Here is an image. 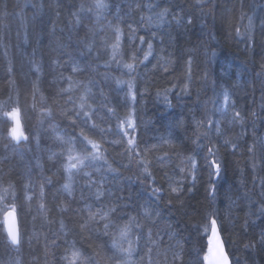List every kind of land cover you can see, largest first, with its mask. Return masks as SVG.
<instances>
[{"label":"trees","instance_id":"16d2710c","mask_svg":"<svg viewBox=\"0 0 264 264\" xmlns=\"http://www.w3.org/2000/svg\"><path fill=\"white\" fill-rule=\"evenodd\" d=\"M157 1L166 4L156 9V14L167 7L178 14L177 18L183 16L185 21L191 18L192 23H176L171 15L160 21L155 16L153 20L162 29L159 37L163 43L158 44L156 36L146 35L154 41L147 60H143V56L148 48H143L140 40L131 49L119 48L116 58L107 60L99 56L100 52L94 58L79 42L83 39L91 42V50L96 52L99 34L109 38L110 44L115 43L113 10L119 6L123 13L135 10L132 19L137 23L138 15H146L148 11L144 0H105L107 7L101 10L99 18L93 7L94 0H0V97L9 95L16 87L21 101L18 106L29 120V128L23 131L27 135L33 130L40 134L39 144L35 143L31 149L27 147L28 140L16 146L10 137L5 138L12 119L4 115L5 107L0 109V186L14 184L23 205L20 214L23 241L19 246L6 243L0 215V226H3L0 227V264H68L62 257L73 240L85 255L93 257L94 264H114L117 257L122 256L111 241L113 237L119 239V225L128 219V215L121 216V213L136 216L138 221L159 233L156 238L160 247L158 252L154 251L159 264L167 260L172 264V252L177 250V244L181 259L176 264L181 261L182 264H205L209 232L205 233L203 225L209 213H215L231 258L237 254L243 257L232 258L233 263L257 264L254 260L259 259L264 264V248L258 243L264 232V213L261 212L264 207V148H261L264 142V0H200V5L198 0ZM138 2L145 12H137ZM81 4L83 11H80ZM73 12L79 13L80 24L74 22ZM117 17L121 18L122 14ZM26 33L28 37L24 39ZM34 50L35 58L41 61L39 83L35 81L39 71L30 65ZM134 50L142 63L131 59ZM68 53L82 71L72 73ZM56 57L60 64L53 63ZM117 60L121 63L117 64ZM125 63H133V69L123 67ZM9 67L13 69L11 73ZM90 68L109 80L124 81L119 85L128 88L131 81V91L136 96L143 90L141 97H135L138 105L131 118L116 99V103L109 99L114 98L109 94L114 89L106 84L103 89L95 88L88 82H103L99 78H85ZM61 73L79 82L66 94L60 92L69 87L67 80L59 79ZM34 82L40 88L32 97ZM84 84L91 89L90 93L85 92ZM222 88L228 89L235 101V110L245 116L243 125L231 122V108L226 115L217 110L223 105ZM69 95L77 101L79 96L85 95L95 108L104 104L117 108L119 121L113 116L117 122L109 125L105 108L99 111L98 126H111V131L115 132L119 123V130L129 133L128 136L103 135L106 139H122L123 149L119 151L108 142H100L101 135L97 133L89 138L99 144L101 155L118 170L108 171L105 159H97L106 166L104 170L91 169L101 175L105 182L102 186L110 193L109 197L96 200L81 177L74 181L73 193L69 195L62 187L66 172L58 171L60 165L54 164L55 158L49 159L60 147L57 134L72 133L83 123L78 120L73 126L72 120L62 114L72 109L71 103H65ZM12 97L15 100L16 91ZM30 101L33 110L29 107ZM8 105V108L17 106L12 101ZM206 105L212 110H207L205 119L208 116L219 121L222 134H212V129L205 136L210 126L205 123V128L198 127L197 121L202 120ZM253 112L255 116L250 115ZM130 122L135 125L134 129L129 127ZM132 138L136 147L129 153L125 145ZM226 140L230 143L225 144ZM232 144L237 147L233 148ZM254 144L255 162L248 151ZM209 146L216 149L215 159L221 164L219 176L210 167L213 156L207 151ZM190 156L197 162L195 181L191 175L184 176L179 171L190 168L187 159ZM142 158L149 162L151 176L147 179L142 162L138 163ZM45 177H50L51 182H46ZM168 181H173V187L176 186L174 181H179L183 191L171 193ZM41 183L44 184L43 195ZM213 184L216 186L214 198L209 194ZM26 186L33 194L30 202L23 201ZM155 187L163 190L153 195ZM61 201L66 206L63 212L57 207ZM85 203L91 204L93 211L102 205L116 204L117 212L111 217L113 223L107 234L104 222L91 225L93 229L99 228V232L80 230L82 218L87 216ZM145 207L153 213L150 221L142 214ZM61 219L64 229L60 228ZM137 231L133 226L128 239H134ZM120 242L123 247L128 246L126 240ZM250 242L254 246L245 248ZM141 248H145L144 240L136 247V252Z\"/></svg>","mask_w":264,"mask_h":264},{"label":"snow or ice","instance_id":"6c2138e0","mask_svg":"<svg viewBox=\"0 0 264 264\" xmlns=\"http://www.w3.org/2000/svg\"><path fill=\"white\" fill-rule=\"evenodd\" d=\"M198 5H200V0H198ZM93 7L96 9V16L99 18L101 15V10L105 9L107 7V4L105 3V0H94ZM137 8L140 7L139 4L136 5ZM148 7H152V5H148ZM174 7H176L174 5ZM84 10V5H80V11ZM91 9H89L90 11ZM6 15V13H5ZM171 15L173 21L176 23L186 22V23H192L191 18H187L185 21V18L183 16H180L177 18L178 14L173 13L170 8H164L160 12L156 14L157 20L163 21L167 16ZM72 16L75 18V23L80 24L81 21L79 19V13L73 12ZM151 19V18H149ZM129 32L134 33L136 30L131 27V25H128ZM91 31V29H89ZM239 31V30H237ZM114 34H115V43L111 45V48L113 50L112 53V59L116 58L117 51L120 48V41H121V35H122V29L119 27V25H116L114 27ZM140 43H145V40L143 37H139ZM79 43L83 44V47L87 51H91L93 45L91 42H84L81 40ZM60 47H66L65 45H59ZM153 49V45L151 42H148V50L144 52L143 60H147L149 55H151ZM139 50V49H137ZM35 54V50L33 52V55ZM69 55V62L72 63V73L76 74L82 69H80L79 65L75 62V60L72 58L71 53H68ZM131 59L135 62L142 63L143 60H140L139 57L136 55V50L131 52ZM35 63V62H34ZM53 63L60 64L59 57H56L53 59ZM117 64H120L121 61L117 60ZM191 63V58H189V65ZM123 67L132 70L133 69V63H125L123 64ZM40 69L39 67L36 68V71L38 72ZM13 69L9 67L8 72L11 73ZM60 80H67L69 87L66 89H60L61 93H69L74 84L79 83L78 81H73L72 76L64 77L61 73L59 76ZM91 83V81H89ZM117 83H124V81L117 80ZM129 85V92L126 93V99H125V107L128 112V117L131 118L132 113L135 111L134 108L128 107L127 100L130 96L133 100L135 99V93L131 91L133 88V84L131 81H128ZM84 90L85 92H91V89L88 87L87 84H84ZM33 88L35 89V84H33ZM101 96L104 95L103 90H101ZM223 97V105L219 109H217L221 115H226L228 112V109L231 108L233 110L232 115V123H240L243 125V122L245 120V116L241 114V111L235 110V101L231 99V96L229 94V91L227 88H222L221 94ZM79 100V103L77 105L76 100L69 95L68 100L65 101V103H72L73 108L71 110H64L63 115H65L67 118L72 120L73 126L76 125V121L82 120L85 127H88L90 131L97 133L101 136L105 134H111V135H119V136H128L129 133L127 131L121 132L119 123L116 125L117 131L112 132L111 126L109 128H99V126L95 123H92L89 125L88 121L92 120L94 116H96V113L98 111H102L105 108L107 109V113L110 114V116H115L117 121H119V114L118 109L115 107H108L106 104L101 105L99 107L93 108L91 105H88L89 111H84L86 104H87V97L85 95H81L77 98ZM9 101H12V104L17 105L15 107H12L10 111H7L4 113L5 116L12 117L13 124L12 126L7 129V135L5 138L10 137L11 140L20 142L21 140L27 141L29 139L28 135L25 133V131L21 130V120L20 116L22 113V109L18 106V99L12 100V96L9 95ZM9 105L7 102L4 103L3 107L7 108ZM250 115L255 116V113H251ZM83 118V119H82ZM207 123L209 125L208 132L205 133V136H207L211 131L212 128H215V131L218 135L222 134L219 121H214L211 117L206 116L205 120L197 121L198 127ZM129 127L135 128V125L131 122L129 123ZM58 139L63 141V137H58ZM67 144L70 145L66 150H61L59 153L53 152L52 155L49 157V159L54 160L55 163H59L60 169L63 170V172H66L68 174V182H65L62 187L65 191L68 192L69 195L72 194V177L73 175H81V179L84 181L85 186L88 187L89 192L95 197L96 200H100L101 197H109L110 193L107 192L102 186V177L101 179H96L93 177L92 173L85 171L88 167H90V162L95 161L97 159H105V162H107L106 158L103 157L100 153V146L99 144L91 141L88 139V137L85 135L84 131L81 130L79 133V136H70L68 140L66 141ZM113 143H124V141L121 139L120 141H113ZM230 143V141H225V144ZM79 144L81 146L80 152L77 153L75 156L72 155L75 145ZM211 144V141H210ZM89 145H91V150L89 149ZM233 148H236V144H232ZM136 147L135 139H128L125 145V151L131 153V150ZM261 148H264V142L261 143ZM65 151L67 152V162L64 161ZM207 151L210 155L213 156V159L210 161V167L213 170V173L216 176L220 175L221 172V164L215 159L216 155V149L214 146L207 147ZM248 151L252 154L253 161L255 162L256 159V146L255 144L250 146ZM139 154V153H138ZM190 163L189 169L181 168L179 171L182 175L188 176L191 175L193 181H195V171L197 167V162L193 157L187 158ZM143 164V173L145 174V178L147 179L149 176H151V173L149 172V162L146 159L142 158V161L138 162ZM255 166V163H254ZM75 170V171H73ZM96 171H99V169H96ZM108 171L110 172H116L118 171L116 168L112 166L111 163H108ZM44 180L48 183L51 182L50 177H45ZM173 181L169 182V190L171 193L179 194L183 191V188L180 186L179 181H174L176 183V186H172ZM95 189L93 192L92 190ZM163 189L160 187H155L153 189V195H157L160 193ZM40 191L43 195L44 191V184H40ZM216 192V186L210 185L209 194L214 198ZM20 196L15 193V187L12 184H9L7 188H0V202H4V208L0 211H2V214L4 216V225L7 227L4 228V238L6 243H9L11 246H19L22 238V220L20 219V214L23 211V205L21 203H17L20 201ZM25 199H31V197H25ZM116 199H119L118 197ZM169 204L172 203L171 200L168 201ZM57 207L60 208L61 212L66 210V206L63 205V201L60 202ZM40 208H44V205H40ZM84 208L87 210V216L83 219V223L79 225L81 231H95L99 232V228L93 229L91 225L98 223V222H104L103 223V229L105 231V234H107V230L109 228V225L113 223L112 216L116 214L117 212V206L116 204L111 205H102L100 208H96L95 211H93V206L91 204L85 203ZM77 212L82 210H76ZM261 212L264 213V207L261 208ZM143 216L147 220H151L152 212L148 208H144L143 210ZM121 216L128 215L127 221H125L122 225H119V239L116 237L112 238V247L117 249L119 254L122 256V259L117 260L116 264H129L131 261V258L133 256V253L136 250V247L140 244L141 240L145 241V248L144 253L145 255L140 257L141 261L147 258L148 264H159L158 261H154L153 259V252L159 250L160 242L156 238L158 237V232H153L152 227H148L143 222L138 221V218L136 216L121 213ZM50 223L54 221H49ZM60 228H65L64 220H60ZM133 226L138 231L135 234L134 239H128L129 234L133 231ZM3 227V226H0ZM203 229L205 233L207 234L209 231L212 234V237L215 239L216 244L215 248L209 249V252H211L213 255L211 259L209 256H205L204 260H209L210 264H231L228 254L225 252L224 245L220 241L217 232H218V223L217 219L215 218V213H209L205 218V223L203 225ZM121 240H126L128 246L123 247ZM52 244L55 243V241H51ZM259 245L264 248V232L260 234ZM154 246V247H153ZM254 244L250 242L249 244L245 245V248L253 247ZM169 248L171 249L172 246L169 245ZM177 250H173V262L172 264H176V261L181 259V254L179 249V244L176 246ZM65 255L62 257L63 260H66L68 264H94V260L92 256L85 255L84 252L76 247V241L73 240V242L70 244L69 248H66ZM166 258V257H165ZM182 264V261H181Z\"/></svg>","mask_w":264,"mask_h":264},{"label":"rangeland","instance_id":"374dc122","mask_svg":"<svg viewBox=\"0 0 264 264\" xmlns=\"http://www.w3.org/2000/svg\"><path fill=\"white\" fill-rule=\"evenodd\" d=\"M141 1H143V0H141ZM144 1H145L146 4L152 5V7H148V11H147V14L146 15H142V14L141 15H138V17H137L138 20H136L137 23L135 21H133V19H132V16H134L133 15V11H135V10H132L130 13H123L121 11L123 9L122 6H119V7L116 8V10H113V17H114V19H116L115 20V22H116L115 23V26L116 25H119V27L122 29V35H121V41H120V48H122V50L127 49V48L131 49V47H134V43H137L136 41H139V37H144L145 43L140 44L143 48L146 47V46L148 48V42H151L152 45H154V41H152L150 39H147V36L146 35H148V34L149 35L151 34L154 37L156 36V40H157L158 44L163 43V39L159 37V34L161 33L162 29H161L160 25L157 23V21L156 20H153V19H155V16H156L155 10L158 9L159 7L165 6L166 3H164V2H158L157 0H144ZM138 4H139V2H138ZM21 6L24 7V8H25V6H26V8L28 7L27 5H24V4H22ZM134 6H135V3H134ZM136 10H137V12H140V13H142V11L145 12L144 6H140L138 9L136 8ZM120 14H122V17L118 19L117 15L119 16ZM125 15H127V16H125ZM149 18H151V19H149ZM140 24H141V26H140ZM128 25H131V27L133 29H135L136 31L134 33L129 32L128 27H127ZM27 37L28 36H27V33H26L25 36H24V39H27ZM104 37L102 35H100V34L97 36V42L99 44V49L97 50V52H96V50L95 51H92L91 50L89 53H91V55L94 56V58H96L95 56L96 55H99V52H100V55L99 56L103 55V57H106V59L108 60L109 58L112 57V53H113V50L111 48V45L112 44H110V42L108 41L109 38H107L106 36H104ZM98 39H99V41H98ZM83 40H85V39H83ZM92 42L94 43V46H95V42L94 41H92ZM35 57H36L35 54L32 55V58L30 59V65L33 66V68H34L35 71H36V68L39 67V69H40L39 70V74H37V78L35 80L36 82L39 83V79H41V72H40L41 71V65H40V62L41 61L40 60H37V58H35ZM83 70H85V69L83 68ZM89 70L90 71L87 72L88 76L85 77V78L87 80H92V78H94V79L95 78L101 79V81H103V82H100L99 80L98 81L97 80L96 81L93 80L91 83H93V85L95 86V88L97 87V88H102L103 89V88H105V84H106L108 88L114 89L113 91H110V93H109L114 98H109V99H114L112 101H114L115 103H116V100H117L119 102V104H121L126 109V107H125V99H126V93L129 92L128 86L127 85H123V84L122 85H119V84H117V81L109 80L108 78H106V76L100 75L99 73L95 74V72L92 70V68H90ZM91 71H93V73ZM85 74L86 73H84V75ZM36 82H34V84H35V89L37 88V91L36 90H32L33 91L32 97L34 95H36V93L39 90L38 89L39 88V84H37ZM84 82H86V80ZM15 91H16L15 100L18 99V104H21L20 97L17 98V93L19 91L16 89V87H15L14 91L12 93H10L9 95L12 96L15 93ZM142 92H143V90H142ZM142 92L139 95H137V96L141 97ZM9 95L6 94V95H3V96L0 97V109H2V107H3V105H4L5 102H7L8 104L10 103V101H9ZM137 96L135 95V97H137ZM12 99H13V97H12ZM134 100L132 98L131 99L128 98V100H127L128 107L134 108V109L136 108V106L138 105V102L137 101L135 102ZM76 103L78 105L79 101L76 100ZM71 105H72V108H73V104L72 103H71ZM88 105H91V104L87 102L84 111H89ZM91 106L93 108H95L93 105H91ZM29 107L31 108V110H33V104L31 103V101H30ZM209 109L212 110L211 107H209V106L206 105L205 106L204 113L201 115L202 116V120H205L204 115L207 112V110H209ZM5 110L6 111H10L11 108H8L7 107V108H5ZM213 111H211V113H213ZM108 116L109 117H108L107 121L110 119L109 122H108L109 125L112 126V123L117 122L113 116H110V114H108ZM9 118L12 119V117H10V116H9ZM21 120H22V125H23V128L22 129H24L25 127L26 128H29L28 127L29 120L25 118L24 112L21 113ZM81 121H79V122H81ZM100 121H101V113L98 111L96 113V116H94L92 118V120L88 121V123H89V125H91L92 123H95V124L99 125ZM76 122H78V121H76ZM199 127L205 128V124H203V125H201ZM212 129H213V133L212 134H214L216 132L215 131V128L213 127ZM81 130L84 131V133L88 137V139L89 138H92L94 136V132L90 131L88 127H85L84 123L81 124V126H80V128L78 130H76V131L74 130V131H72V133H69V132L66 133L64 131H61V132H59L57 134V138L58 137H63L64 139H63V141L59 139L60 140L59 141L60 142V147H58L55 152H58L59 153L62 149L63 150H66L68 147H70V145L67 144L66 141L68 140V138L70 136H73V135L79 136V133L81 132ZM29 132L30 133H29L28 137L30 138V140L28 139V141H30V142H28L27 147H29L31 149L34 146L35 143L39 144V142H40V134L38 132L34 131V130H33V132H31V131H29ZM6 135H7V133H6ZM100 139L102 140L100 142H108V143H110V145L112 144V147L115 148L117 151H119L118 149H120V150L123 149V144L122 143H113V141H119V139H115L113 137H107V139H106L103 136H100ZM14 143L16 144V146H18L19 144H21V142H16V141H14ZM25 145L26 144H23V146H25ZM80 148H81V146L79 144H76L75 145V149H74L72 155L75 156L77 153H79L80 152ZM89 148H90V146H89ZM64 161L67 162V152L66 151H65ZM95 164H97V160L91 161L90 162V167H88L87 169H85V171L92 173V175H93L94 178L100 179L101 178V175L100 174H95L91 170L92 168H95ZM73 171H75V170H73ZM65 174H67V173H65ZM81 175H73L72 181H71L72 187L74 186V184H73L74 181L76 182L77 178L78 177L80 178ZM65 182H68V174L66 175ZM169 182L170 181H168V186H169ZM104 183L105 182L102 181V185H104ZM9 184H12V183L1 184L0 188H7ZM12 185H14V184H12ZM14 187H15V193L18 195L17 187L15 185H14ZM28 187L29 186H26V189H25L24 200H23L25 202H30V200L33 197L32 196L33 194L31 193L30 189H28ZM26 196L27 197H31V199L30 200L29 199H25ZM17 203H21V202L18 201ZM2 204H4V202H0V210L3 209V208H1V205ZM0 215H1V218L3 219L4 216L2 214V211H0ZM20 219H21V217H20ZM208 239H209V237H208ZM22 241H23V239L21 238L20 244L22 243ZM76 247L79 248L78 246H76ZM227 249L229 250L230 248L227 247ZM139 251H142V253L139 252ZM139 251L136 252V250H135V252L133 253V256H132L131 261L129 262V264H136L137 262H138V264H148V261H147V258L146 257L144 259L145 260L144 262L141 261V259H140L141 254H142V256L145 255L144 249L141 248V249H139ZM120 259H122V258L117 257V259L114 262V264H116L117 260H120ZM153 259L155 261L154 252H153ZM168 262L169 261L167 260L163 264H168ZM233 264H235V263H233Z\"/></svg>","mask_w":264,"mask_h":264},{"label":"water","instance_id":"95a60500","mask_svg":"<svg viewBox=\"0 0 264 264\" xmlns=\"http://www.w3.org/2000/svg\"><path fill=\"white\" fill-rule=\"evenodd\" d=\"M20 120H21V118H20ZM21 129H22V121H21ZM218 223V222H217ZM5 227H7L6 225H4ZM217 235H218V237H219V239H220V241L223 243V245H224V249H225V252L227 253V251H226V244H225V241H224V239H223V235H222V233H221V230H220V227H219V224H218V232H217ZM215 244H216V241H215V239L212 237V234H211V232H210V234H209V249H213L214 250V248H215ZM20 245V244H19ZM228 254V253H227ZM212 253L211 252H209L208 254H207V256H209V258L211 259V257H212ZM229 256V255H228ZM229 259H230V256H229ZM230 262H231V259H230ZM205 264H210V261L209 260H205ZM231 264H232V262H231Z\"/></svg>","mask_w":264,"mask_h":264},{"label":"bare ground","instance_id":"6f19581e","mask_svg":"<svg viewBox=\"0 0 264 264\" xmlns=\"http://www.w3.org/2000/svg\"><path fill=\"white\" fill-rule=\"evenodd\" d=\"M40 88V87H39ZM38 88V89H39ZM66 88H68L67 86H66ZM65 89V88H64ZM35 90H37V88L35 89ZM9 117V116H8ZM23 140H21L20 142H22ZM106 168V166L104 165V164H100V163H98V160H97V164H95V169H99V171H101V170H104ZM226 251H227V253H228V255L231 257V253H230V251L227 249V247H226ZM233 255H234V253H233ZM235 257V259H243V257L242 256H240L239 254H237V256H233L232 258H234ZM232 258H230L231 259V262H232V264H233V260H232ZM255 262L257 261V264H262L261 263V261L259 260V259H257V260H254Z\"/></svg>","mask_w":264,"mask_h":264}]
</instances>
